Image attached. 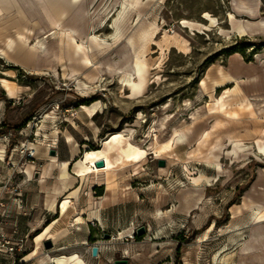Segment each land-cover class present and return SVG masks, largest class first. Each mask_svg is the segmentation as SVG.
<instances>
[{"label":"rangeland","instance_id":"obj_1","mask_svg":"<svg viewBox=\"0 0 264 264\" xmlns=\"http://www.w3.org/2000/svg\"><path fill=\"white\" fill-rule=\"evenodd\" d=\"M262 22L264 0H0L3 120L29 119L0 181L52 220L10 264H264Z\"/></svg>","mask_w":264,"mask_h":264},{"label":"built area","instance_id":"obj_2","mask_svg":"<svg viewBox=\"0 0 264 264\" xmlns=\"http://www.w3.org/2000/svg\"><path fill=\"white\" fill-rule=\"evenodd\" d=\"M10 137V134L3 135L1 138L6 142ZM25 148V149H24ZM21 153L25 156L28 161L32 162V148H27L21 146ZM4 151H0V163L4 162ZM12 166V165H11ZM10 177H7L4 181H0V264H4L2 260H7L8 258H12L17 256V254L23 250L24 247V239L15 238L11 235H8L3 227L10 217V213L7 208V202L1 197L4 193H12L15 192L14 195L18 198L13 199V202H16V207L18 210L23 209V202L20 197V194L17 193L16 188H12L9 186ZM22 258L19 259V261ZM7 264L14 263V261H6Z\"/></svg>","mask_w":264,"mask_h":264},{"label":"crops","instance_id":"obj_3","mask_svg":"<svg viewBox=\"0 0 264 264\" xmlns=\"http://www.w3.org/2000/svg\"><path fill=\"white\" fill-rule=\"evenodd\" d=\"M47 5H48V3H47ZM73 7V6H72ZM51 12V11H50ZM62 12H63V14H62ZM62 12H60V13H55V14H53V13H51L53 16L51 17L50 16V18L49 19H55V20H57L58 19V17H60V15L62 16V15H64V11H62ZM27 16V15H26ZM35 16V15H34ZM35 17H37V16H35ZM48 20V19H47ZM54 20V21H55ZM66 20V19H65ZM67 20H69L68 18H67ZM66 20V21H67ZM27 22H28V24H27V27H32V26H30V19L28 18V16H27ZM47 23H48V21H47ZM33 24V23H32ZM49 25H50V27L53 25V24H50V23H48ZM49 27V28H50ZM4 52H2V51H0V54H3ZM20 68V67H19ZM1 87L3 88V90H5L4 89V87H3V84L1 83ZM5 92H7L6 90H5ZM7 98H9V100H11L12 99V97L11 96H9L8 94H7ZM3 119H4V102L3 101H0V120H2L3 121ZM1 121V122H2ZM0 122V123H1ZM66 164H67V160L66 161H64V162H62V166H63V168H64V166H66ZM32 170V166H30V165H26L25 166V168H24V172L25 173H27V172H30ZM77 176H81V175H77ZM70 184H75L74 183V181H72ZM77 186V185H76ZM75 186V187H76ZM69 188H71L70 186L68 187V189ZM67 189V188H66ZM1 197L6 201V199L7 200H9L10 199V197H5L4 196V194H2L1 195ZM6 198V199H5ZM11 200V199H10ZM7 202V201H6ZM7 208H8V211H9V213H10V217L8 218V220L6 221V223H5V225H4V227H3V230L8 234V235H11V236H13V237H15V238H22V239H26L27 237H28V235L30 234V232L32 231H34L35 230V224L34 223H30L29 221H27V220H25L23 217H19V215L20 214H22L23 216H26V215H28V213H26V211H24V212H22V213H20L19 211H17L16 209H15V207H14V204H13V200H11L10 202H7ZM259 211H258V214H260V215H258V218H259V220L260 219H263V217H264V215H262V214H264V208L263 209H258ZM260 216V217H259ZM55 219V218H54ZM52 221V220H51ZM50 221V222H51ZM49 222V223H50ZM48 226H51V223L50 224H48V225H46L44 228H42V230H41V232L46 228V227H48ZM41 232H39V233H41ZM38 233V234H39ZM89 238H90V235L88 236V240H89Z\"/></svg>","mask_w":264,"mask_h":264},{"label":"trees","instance_id":"obj_4","mask_svg":"<svg viewBox=\"0 0 264 264\" xmlns=\"http://www.w3.org/2000/svg\"><path fill=\"white\" fill-rule=\"evenodd\" d=\"M8 69L16 70V71H18L19 74L23 75L22 70L19 67H17V66H8ZM1 100L4 101V103H5V110L8 111L9 108H10L11 101L9 99L5 98V97H3ZM26 121L28 122L29 119H26L25 118V121L23 120V122H21L18 125H10L5 120H3L0 123V135H3V134L6 135V134L10 133V137H9V146L10 147L16 145V143H15V134H16V132L18 130H20L25 125ZM48 224H49V222L46 223V225H48ZM216 226H218V223H216ZM39 232L40 231H35L33 233H30L28 235V238L31 239L32 237H34L35 235H37ZM180 238H182V237H180ZM193 238H194V236H191L189 239H181V241H178V243H177V254L179 253V249L182 246V244L189 242ZM89 240H91V237L89 238Z\"/></svg>","mask_w":264,"mask_h":264},{"label":"water","instance_id":"obj_5","mask_svg":"<svg viewBox=\"0 0 264 264\" xmlns=\"http://www.w3.org/2000/svg\"><path fill=\"white\" fill-rule=\"evenodd\" d=\"M50 155H51V156L55 155L54 151H51ZM102 165H103V163H102L101 161H99V162L96 163V166H98V167H101ZM163 166H164V162H163V161H160V162H159V167H163ZM143 232H144V230H143V229H140V230H138V231L136 232V235H137V236H140V235L143 234ZM96 251H97V249H96L95 247H93V248H92V255H93V256L96 255ZM113 264H128V261L125 260V259H122V260H116V261L113 262Z\"/></svg>","mask_w":264,"mask_h":264},{"label":"bare ground","instance_id":"obj_6","mask_svg":"<svg viewBox=\"0 0 264 264\" xmlns=\"http://www.w3.org/2000/svg\"><path fill=\"white\" fill-rule=\"evenodd\" d=\"M16 2V1H15ZM14 2V3H15ZM257 3H258V1H257ZM259 4H260V2H259ZM82 6V5H81ZM82 11V10H81ZM229 16L230 17H232V14L230 13L229 14ZM211 20V19H210ZM257 20V19H256ZM263 24H264V22H262ZM240 30H242V33H245L246 32V30H245V27L244 26H241V28H240ZM71 32H74L73 30H71ZM70 33V32H69ZM68 34V33H67ZM71 34V33H70ZM243 35V34H242ZM71 36V35H70ZM69 36V37H70ZM72 38V37H71ZM72 39H75V38H72ZM134 71H135V69H134ZM135 74H136V71H135ZM130 77V76H129ZM3 83H5V82H3ZM194 182H197V180L196 179H194ZM97 249V251H96V254H98V251H99V249L98 248H96Z\"/></svg>","mask_w":264,"mask_h":264}]
</instances>
